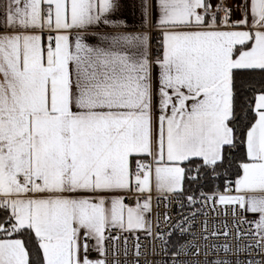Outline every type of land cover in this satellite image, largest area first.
Returning a JSON list of instances; mask_svg holds the SVG:
<instances>
[{"label":"snow or ice","instance_id":"1","mask_svg":"<svg viewBox=\"0 0 264 264\" xmlns=\"http://www.w3.org/2000/svg\"><path fill=\"white\" fill-rule=\"evenodd\" d=\"M0 264H264V0H0Z\"/></svg>","mask_w":264,"mask_h":264}]
</instances>
